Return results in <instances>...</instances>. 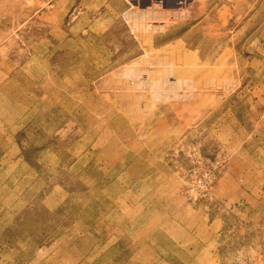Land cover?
<instances>
[{"label": "rangeland", "instance_id": "obj_1", "mask_svg": "<svg viewBox=\"0 0 264 264\" xmlns=\"http://www.w3.org/2000/svg\"><path fill=\"white\" fill-rule=\"evenodd\" d=\"M134 1L0 0V264H264V0Z\"/></svg>", "mask_w": 264, "mask_h": 264}, {"label": "built area", "instance_id": "obj_2", "mask_svg": "<svg viewBox=\"0 0 264 264\" xmlns=\"http://www.w3.org/2000/svg\"><path fill=\"white\" fill-rule=\"evenodd\" d=\"M216 175L215 168L212 167L194 170L189 174V178L186 181V195L191 199L206 196L216 179Z\"/></svg>", "mask_w": 264, "mask_h": 264}, {"label": "crops", "instance_id": "obj_3", "mask_svg": "<svg viewBox=\"0 0 264 264\" xmlns=\"http://www.w3.org/2000/svg\"><path fill=\"white\" fill-rule=\"evenodd\" d=\"M140 1L141 0H136V1H134L131 5L132 6H136V7H140V6H137V4H140ZM165 1V0H164ZM138 2V3H137ZM145 5H147L149 8H153L155 5L154 4H158V5H160V6H164V7H169V8H172V7H174V3L172 4V2L170 1V4H168L167 2H163V3H152L151 2V0H149V3H144ZM176 5L178 6V5H180V4H178V3H176ZM152 13H154V11L153 12H151L150 14H152ZM254 101H256V99H254ZM216 155V154H215ZM215 155H214V158H215ZM217 158V157H216ZM192 162V161H191ZM187 165L188 166H191L190 165V163H187ZM223 168H224V165H223Z\"/></svg>", "mask_w": 264, "mask_h": 264}]
</instances>
